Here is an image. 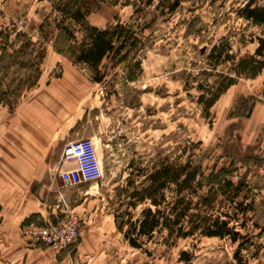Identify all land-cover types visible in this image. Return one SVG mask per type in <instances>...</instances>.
<instances>
[{"label": "rangeland", "instance_id": "rangeland-1", "mask_svg": "<svg viewBox=\"0 0 264 264\" xmlns=\"http://www.w3.org/2000/svg\"><path fill=\"white\" fill-rule=\"evenodd\" d=\"M176 1L179 6L170 11ZM249 1L95 2L88 26H127L140 39L125 63L114 67V58L105 60L106 77L98 84L74 56L84 39L81 25L73 23L75 40L69 41L49 1L0 0V92L8 91L13 105H0V227L14 229L29 196L51 214L31 216L19 233L27 245L49 250L48 264H234L239 244L228 239L198 236L168 247L163 233L151 242L141 240L138 250L116 227V216L130 211L135 221L144 207L131 209L121 193L129 163L138 172L156 165L160 155L183 154V161H200L207 174L233 162L235 184L247 174L236 205L219 203L218 210L229 207L238 216L245 245L241 257L264 264V206L258 207L264 202V178L258 173L264 168V125L255 146L242 131L255 105L264 103V69L255 78L238 77L208 116L198 104L200 87L214 86L221 72L232 74L263 37V28L241 16ZM256 1L264 8V0ZM226 41L231 46L226 53L235 61L214 66L211 50ZM39 125L48 128L49 140L36 134ZM81 138L93 139L103 176L66 187L55 169L65 146ZM239 202L247 212L233 210ZM66 219L76 222L78 241L71 247L56 250L27 233L31 223L58 225ZM181 252L190 254V262L180 260Z\"/></svg>", "mask_w": 264, "mask_h": 264}, {"label": "trees", "instance_id": "trees-1", "mask_svg": "<svg viewBox=\"0 0 264 264\" xmlns=\"http://www.w3.org/2000/svg\"><path fill=\"white\" fill-rule=\"evenodd\" d=\"M44 1V0H43ZM52 3L54 11L61 15L60 31L69 41L75 40L73 23L81 25L84 29V39L75 52L76 61L88 66L93 73V81L103 84L106 74L102 69H107L105 60L113 59V65L117 67L127 61V54L133 48H137L140 39L131 27L123 25L110 26L106 29L91 27L86 24V18L92 5L99 0H47ZM146 6H151L156 1L141 0ZM256 0H250L241 10V16L251 24L263 28V37L258 38V47L254 55L246 56L239 60L232 74L219 73L220 80L214 86H201L202 94L198 97L200 104L208 116L211 109L220 97L232 86L236 85L238 77L255 78L264 69V8L256 5ZM179 1L173 3L170 11L179 6ZM33 44L31 41L27 46ZM59 53H64L60 49ZM205 50V49H203ZM226 50L231 46L226 44L213 47L209 59L213 65L222 64L224 61H235L234 56L228 55ZM45 51L40 54V63L44 59ZM140 64L137 63L139 68ZM39 71V70H38ZM38 76V75H37ZM40 76V75H39ZM8 91L0 92V105L13 107L8 102ZM184 155H160L157 164L150 169L135 170L133 161L128 165V177L126 186L121 193L127 195L131 209L144 206L136 220H133L130 211L116 216L115 222L119 232L123 233L129 245L142 250L141 240L153 241L157 234H166L165 244L171 247L179 240L190 238H218L228 239L232 244H239L235 252L234 264H248L241 252L244 250V242L240 243L244 236L237 230L238 216L227 211H219L221 203L235 204V198L247 182V174L241 177L238 184L232 180L235 171L230 167L213 170L209 174L205 172L200 161L188 158L183 161ZM263 178V177H262ZM223 197V198H222ZM222 198V200H221ZM226 200V203H225ZM256 203V200L253 201ZM264 202L258 207L261 209ZM241 213L248 210L244 202L237 204ZM128 218V219H126ZM241 228L245 225L241 224ZM256 228H260L256 224ZM180 260L190 262L191 256L187 252H181Z\"/></svg>", "mask_w": 264, "mask_h": 264}, {"label": "built area", "instance_id": "built-area-1", "mask_svg": "<svg viewBox=\"0 0 264 264\" xmlns=\"http://www.w3.org/2000/svg\"><path fill=\"white\" fill-rule=\"evenodd\" d=\"M56 174L66 187L77 183H91L103 176L101 162L96 153L92 138H81L69 142L56 166ZM258 173L264 178V168ZM74 220H64L58 225H37L31 223L27 227L30 238L54 249H65L78 241Z\"/></svg>", "mask_w": 264, "mask_h": 264}, {"label": "crops", "instance_id": "crops-1", "mask_svg": "<svg viewBox=\"0 0 264 264\" xmlns=\"http://www.w3.org/2000/svg\"><path fill=\"white\" fill-rule=\"evenodd\" d=\"M43 125L46 126L45 123ZM263 125L264 103L260 102L256 104L255 108L250 112L249 118H247L244 124V129L242 130L245 133L244 137L246 140L250 139L252 142H255L252 143L253 146H255L256 141L261 134L259 129ZM71 130V128L68 129V134L71 132ZM36 131V134L41 137L42 140H49L52 137V135L47 132L48 128H41L39 125L36 127ZM59 140H62V138H59ZM260 153L264 154L263 148L262 151L260 150ZM20 211L22 215H20L21 218H19L18 223L13 225L14 229L7 230L0 227V264H48L47 257L50 253L49 250L33 247V245H27L21 239L19 230L22 223L26 219H29L31 216L36 214H39L43 217L46 216L45 214L50 216V211L40 200H34L29 196L26 197V200L20 207ZM52 214H55L54 210Z\"/></svg>", "mask_w": 264, "mask_h": 264}]
</instances>
